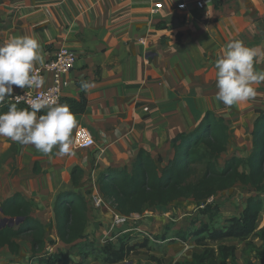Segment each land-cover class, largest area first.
<instances>
[{
  "label": "crops",
  "instance_id": "1",
  "mask_svg": "<svg viewBox=\"0 0 264 264\" xmlns=\"http://www.w3.org/2000/svg\"><path fill=\"white\" fill-rule=\"evenodd\" d=\"M198 1L164 0L163 9H155L150 0H0V44L14 36L36 35L45 63L64 47L78 54L75 69L63 80L62 97L87 98L88 109L76 115L73 136L75 140L77 129L84 127L95 145L78 150L74 143L81 153L72 157L71 173L79 167L99 184L108 169H131L141 150L165 167L175 155L172 141L192 132L209 111L225 119L230 146L240 151L241 138H250L240 155L252 151L254 124L264 113V83L258 84L263 89L255 88V98L226 106L216 99L215 64L233 40L259 49L256 61L264 60V0H204V10L197 8ZM183 3L186 10L180 11L177 6ZM45 78V85L34 91L52 84L50 74ZM83 81L95 85L87 94L80 90ZM13 89V97L26 90ZM33 189L20 193L36 200L41 191ZM57 195L55 191L53 206ZM144 227L153 225L150 221L139 228Z\"/></svg>",
  "mask_w": 264,
  "mask_h": 264
},
{
  "label": "trees",
  "instance_id": "2",
  "mask_svg": "<svg viewBox=\"0 0 264 264\" xmlns=\"http://www.w3.org/2000/svg\"><path fill=\"white\" fill-rule=\"evenodd\" d=\"M15 102V101H13ZM60 105H68L76 115H84L88 100L83 95L80 100L61 99ZM18 107H27L20 103ZM2 111H7V105ZM43 114V113H41ZM231 143L229 127L224 118L209 111L200 124L190 133H182L172 141L174 158L161 168L162 160L156 161L148 152L141 150L131 169H108L99 176V192L104 202L118 214L126 217L142 216L151 209H162L180 200H191L199 209L202 221L200 228L193 233L177 234L169 238L165 233L155 241L169 243L194 241L201 252L195 253L192 260L176 264H235V245L226 241L247 242L257 235L261 242V255L264 257V227L256 234L261 214L264 212V113L254 124L252 132V152L246 158L231 157L223 166L221 157L228 152ZM40 171L36 165V173ZM84 171L75 167L71 173V183L75 189L81 186ZM237 185L248 187L257 193L250 196L239 216L228 219L222 226L213 227L221 209L209 203L219 194ZM106 203V204H107ZM0 223L4 219L20 218L18 226L0 228V249H8L18 256L19 240L31 246V264H60L67 256L65 252L54 254L45 252L48 244L47 225L35 218L32 203L22 193L8 198L1 206ZM91 207L88 200L79 192L65 190L59 193L54 203V217L60 242L72 245L85 239L90 224ZM194 225L195 221L193 222ZM116 239L107 241L101 248L96 243L86 242L77 246L81 249V264H87L91 256L87 251L94 248L100 256L96 259L102 264H121L131 262L133 256L150 248V238L132 244L130 234L115 235ZM56 242H52L54 245Z\"/></svg>",
  "mask_w": 264,
  "mask_h": 264
},
{
  "label": "rangeland",
  "instance_id": "3",
  "mask_svg": "<svg viewBox=\"0 0 264 264\" xmlns=\"http://www.w3.org/2000/svg\"><path fill=\"white\" fill-rule=\"evenodd\" d=\"M263 36H261L262 40ZM255 70H264V60L256 61ZM254 87L263 89V87L259 85H254ZM241 130L237 131L242 132ZM231 132L233 133L235 131L232 130ZM243 133L246 134L245 132ZM241 139H243L242 141L244 142H240V151H245L246 144H248L250 138H246L247 141L244 140L243 137ZM73 150L75 152L74 157L81 153L75 148ZM56 151L57 149L54 147L53 153L50 156H46L37 151L32 145H21L11 141L7 137L0 136V208L8 198L14 194L20 193V190H26V193L29 188H32V190L36 192L33 187L40 190L41 192L36 194V196L34 195V198L37 197L36 200H31V202L35 203L37 209L32 215L39 220L43 218L42 220L44 221L42 222L47 225L48 244L45 252L47 254H54L58 251L65 252L67 261L65 260L60 264H81V249L77 246L80 243L92 242L96 243L99 247L104 241L115 240V235L123 236L125 234H130L133 238L131 241L132 244L141 243L148 237L151 239V245L150 248L142 250L139 255L133 256L131 262L121 264L184 263L192 260V256L195 253L201 252V249L196 246L194 241H191L192 244H189V246L183 242L175 241L176 239L174 242H171L172 244L157 241L152 243L153 239L155 240L157 237H161L166 232L169 238H176L175 236L177 234L185 235V233H193L195 228L201 227L202 221L208 222V219L205 217H200V208H198L197 204L193 201L180 200L167 207V213H160L161 211H159L158 215L155 213L159 209H151L147 212L153 214L146 212L142 216L135 215V218L132 217L126 225L112 228V220L113 223L115 220L112 207L106 202L108 207L104 206L101 209H96L93 203L92 197L94 190L96 191V188L98 189L97 185L99 184L88 180L87 177L84 176L81 180L82 187L75 189L70 182V168L74 161L72 160L73 156L59 157L55 154ZM240 151L237 150V146L234 148L231 145L228 152L221 157L219 161L220 165L223 166L231 157H239L240 154H244ZM251 152H249V154ZM249 154L247 156H240L241 158H246ZM37 162L40 164V171L38 173H36ZM161 168L163 167L161 166ZM53 180L56 184L53 183ZM68 185H71L70 188ZM65 190L81 193L86 197L91 207L89 227H92V231L87 235V230L85 239L72 245H65L59 241L55 225L54 206L51 204V199L55 191H58L59 194ZM256 195L257 193L250 188L237 185L232 190L221 193L217 197L211 199L209 203L214 206L217 205L221 209L220 215L213 224V227L222 226L228 219L239 216L245 208L247 199L250 196ZM261 196L264 199V193ZM94 210L96 211L95 213ZM100 216L103 220L100 219ZM154 219H157V221L152 223ZM150 221L151 225H153L151 229L148 227H144L143 229L139 228L140 226L143 227L144 223L149 224ZM194 221L196 225L193 224ZM263 227L264 212L261 214L260 220L258 221L256 234ZM110 238L112 239L110 240ZM54 241L56 243L53 245L52 242ZM18 243L20 245V253L18 256L12 255L8 249H0V264H31L32 252L30 245L22 240H19ZM226 245H235L238 248L235 264H264V257L261 255L262 242L257 235H253L247 242L234 240L226 241ZM87 251H91V253H89L91 256L87 259V264H102L100 261L96 260L100 256L96 249L91 248ZM229 264H231V262H229Z\"/></svg>",
  "mask_w": 264,
  "mask_h": 264
},
{
  "label": "clouds",
  "instance_id": "4",
  "mask_svg": "<svg viewBox=\"0 0 264 264\" xmlns=\"http://www.w3.org/2000/svg\"><path fill=\"white\" fill-rule=\"evenodd\" d=\"M260 54L259 49L248 47L241 40L226 45L215 64L218 101L232 106L255 98L254 85L264 82V70H255ZM45 59L44 47L36 35L14 36L0 44V109L7 105V111L0 110V136L32 145L46 156L53 153L54 147L59 157L74 156L73 129L78 121L68 105H60L46 95L13 97V86L40 89L45 85L46 78L41 75ZM94 86L83 81L80 90L87 94ZM22 101L27 107H18ZM115 134H119L118 129Z\"/></svg>",
  "mask_w": 264,
  "mask_h": 264
},
{
  "label": "built area",
  "instance_id": "5",
  "mask_svg": "<svg viewBox=\"0 0 264 264\" xmlns=\"http://www.w3.org/2000/svg\"><path fill=\"white\" fill-rule=\"evenodd\" d=\"M150 1L154 3L155 9H163L164 0H150ZM206 5L207 4L204 0H200L197 2V8L199 10H204ZM177 8L180 11H184L186 10V4L184 3L179 4ZM77 61H78V54L75 50L65 47L59 49L55 53V55L45 63L46 67L41 70V75L45 76L47 74H50L53 77L52 84L47 89L41 91L26 89L19 96L26 97V94H28L27 99H31L37 95H46L55 98L57 100V103L59 104L62 99L63 80L68 74H70L75 69ZM21 103L27 105L26 102L22 101ZM74 143H75V147L78 150H88L93 148L95 145V141L92 135L84 127H80L77 129L75 133ZM92 199L96 209H101L104 206L108 207L104 202L102 196L100 195L99 191L96 190V192L93 194ZM112 212L115 215L113 227L124 226L131 220L132 217L135 216L134 215L131 217H126L118 213H115L114 211Z\"/></svg>",
  "mask_w": 264,
  "mask_h": 264
},
{
  "label": "water",
  "instance_id": "6",
  "mask_svg": "<svg viewBox=\"0 0 264 264\" xmlns=\"http://www.w3.org/2000/svg\"><path fill=\"white\" fill-rule=\"evenodd\" d=\"M2 212L1 208H0V213ZM20 222H22V219L20 218H15V219H4L1 221L0 223V228H5L7 226L9 227H14V226H18L20 224Z\"/></svg>",
  "mask_w": 264,
  "mask_h": 264
}]
</instances>
